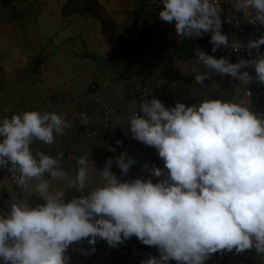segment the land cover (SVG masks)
Masks as SVG:
<instances>
[{"label": "clouds", "instance_id": "clouds-1", "mask_svg": "<svg viewBox=\"0 0 264 264\" xmlns=\"http://www.w3.org/2000/svg\"><path fill=\"white\" fill-rule=\"evenodd\" d=\"M160 3L159 19L172 25L181 41L210 34L213 53L222 45L237 52L242 47L222 31L220 0ZM233 8L264 24V0H233ZM262 45L264 37L247 48L251 53ZM194 54L198 64L247 90L253 76L242 70L254 66L256 81L264 85V54L237 63L199 47ZM210 78L204 72L194 79L207 87ZM250 95L206 97L191 106L168 107L158 98L141 103L128 130L163 160L167 171H152L153 177H164L156 183L151 178L122 181L112 172L115 163L127 176L135 160L126 151L115 162L109 158L102 171L81 156L76 175L69 177L60 166L62 152L53 157L32 147L36 141L54 144L69 121L39 110L0 119V169L7 168L20 188L43 201L33 206L28 199H12L10 211L0 212V264H70L66 252L74 242L86 239L94 246L99 239L115 249L133 236L158 249L159 264H207L214 254L253 248L264 255V118L251 110ZM93 174L99 182L90 187ZM46 176L67 187L53 189ZM69 188L80 195L66 201Z\"/></svg>", "mask_w": 264, "mask_h": 264}, {"label": "crops", "instance_id": "crops-1", "mask_svg": "<svg viewBox=\"0 0 264 264\" xmlns=\"http://www.w3.org/2000/svg\"><path fill=\"white\" fill-rule=\"evenodd\" d=\"M142 1L98 0L114 21V32L119 39H133L148 27L145 22L135 19ZM66 2L23 0L24 12L18 17L12 8L3 7L0 2V119L29 110L63 116L71 125L64 134L52 145L36 141L32 147L53 157L62 152L60 166L69 177H74L81 156L92 159L98 171L103 170L109 158L114 161L107 154L106 144L86 131L84 126L88 118L94 117L100 125L108 121L113 123L111 118L103 116L102 110L115 105L123 111L121 123L126 125L139 111L140 104L152 99L146 96L136 102L126 97L129 85L145 66L124 68L107 61L110 42L103 32L102 22L91 14L65 15L63 5ZM165 27L173 26L165 22ZM181 59L173 50H165L162 57L150 61L147 66L152 67L161 79L153 91L165 87L174 92L171 78L178 69L183 70ZM256 96L264 103V89L258 90ZM135 142L141 148V154H130L135 160L132 167L141 161L145 147L141 142ZM112 172L120 178L115 163ZM44 178L49 180L53 189L67 187L65 181ZM98 182L99 177L93 174L89 186ZM31 187L34 188V182ZM0 188L11 200L28 199L32 203L40 199L34 192L15 190L5 180ZM68 191L71 198L80 195L72 192L73 189Z\"/></svg>", "mask_w": 264, "mask_h": 264}, {"label": "built area", "instance_id": "built-area-1", "mask_svg": "<svg viewBox=\"0 0 264 264\" xmlns=\"http://www.w3.org/2000/svg\"><path fill=\"white\" fill-rule=\"evenodd\" d=\"M220 6L223 9V14L231 21L236 31V40L242 45L240 50L234 51L232 54V63L239 62L240 59L252 60L259 54H264V45L259 50L252 49L251 53L247 48V45L252 40H258L264 37V24L259 22L254 23L251 20V15L246 16L242 12H236L233 8V0H220ZM14 11L15 16H21L24 12L23 0H13L9 5ZM162 4L160 0H152V4L146 6V9L150 14L155 15L154 19L163 23L159 19V11ZM253 22V23H252ZM242 71H248L253 80L248 85V90L243 86H240V82L228 78L230 89L233 95L243 96L246 91L251 93L248 97L251 101V110L264 118V103L261 102L256 93L260 89H264V85L258 83L255 79L256 73L254 66L243 69ZM159 76L152 67H145L137 79L133 81L126 90V97L136 102H141L146 96H150V99L157 98L161 95V89L153 91V88L158 85ZM92 89H96L94 85H91ZM103 116L108 119H112L113 123L97 124L94 117H89L85 124V129L96 140H102L107 146V154L110 155L114 161L120 155L121 152L126 151L128 157L131 153L141 154V148L137 145L134 138L131 136L128 130V123L123 125L122 119L124 117L123 111L115 105L107 106L102 110ZM115 149V152L111 149ZM10 167V165H9ZM118 168V167H117ZM119 172L120 169L118 168ZM131 172V168L129 173ZM121 173V172H120ZM127 174V176L129 175ZM2 180L8 181L9 184L17 191H21L16 183V178L8 172L7 168L0 169V186ZM68 190V189H67ZM66 201L70 200V194H65ZM10 202L8 194L0 188V212L10 211ZM37 203H43L41 199H36L32 202L33 206ZM95 248V252H91L92 248ZM88 252V255L82 253ZM244 254L251 255L264 261V255L258 254L256 249H249L243 253L224 252L214 254L207 264H252ZM66 255L70 257V264H143V262L157 258L155 253V247L143 245L135 236L119 245L117 248H110L105 241L99 240L92 246L89 245L88 240H82L74 242L66 252Z\"/></svg>", "mask_w": 264, "mask_h": 264}, {"label": "trees", "instance_id": "trees-1", "mask_svg": "<svg viewBox=\"0 0 264 264\" xmlns=\"http://www.w3.org/2000/svg\"><path fill=\"white\" fill-rule=\"evenodd\" d=\"M13 0H0L3 7H8ZM152 0H143L135 14L136 21H143L148 27L142 30L135 38L128 40L119 39L115 32V23L108 15L105 9L99 4L98 0H67L63 5V13L71 14H91L102 22L103 32L110 42V50L106 55L107 61L116 62L124 68L137 66H145L154 58H160L164 55L165 50H173L177 56L186 57L188 60L196 61L194 54L195 48L199 47L208 55L212 54L213 44L210 43V34H206L201 38L187 39L181 41L175 33L174 28L165 27V22L161 23L154 19L155 15L150 14L146 6L151 5ZM162 8V7H161ZM223 29H227V22L223 14ZM226 28V29H225ZM226 34V32H225ZM160 99L166 106L175 107L178 102V93L161 88ZM155 168H161L165 172L164 162L159 157L158 151L151 147L145 146L142 151L141 161L138 165V171L143 174H151L154 183L164 177H153L152 171ZM177 264L176 261H171Z\"/></svg>", "mask_w": 264, "mask_h": 264}, {"label": "rangeland", "instance_id": "rangeland-1", "mask_svg": "<svg viewBox=\"0 0 264 264\" xmlns=\"http://www.w3.org/2000/svg\"><path fill=\"white\" fill-rule=\"evenodd\" d=\"M225 21L228 26L226 29V34L229 36L230 43L233 40H236V31L234 26L229 22L230 20L225 16ZM224 32V33H225ZM233 49L231 47L221 46L215 53L212 54L216 58L221 57H229L232 60ZM183 62V70L178 69L177 74H175L171 81L173 82L172 89L174 92L178 93L177 99L178 102H184L187 106H191L194 104H198L201 100L206 97H210L211 99H222V100H231L233 98V93L230 89V84L227 77H223L220 74H215L211 69H206L202 65L197 63L196 61L188 60L186 57H181ZM195 69V71H194ZM207 72L210 79L205 81V85L207 87H203L199 84L195 83V75ZM161 79H159L158 85L160 84ZM156 86L155 88H157ZM154 90V89H153ZM139 165V163H138ZM138 165L131 167V172L128 176H121L120 179L122 181H126L128 179H136L143 178L148 179L151 178V174H143L138 171ZM156 259L159 264V253L158 249L155 248ZM244 256L251 262L252 264H264V261L259 260L251 255L244 254ZM168 264H172L171 261Z\"/></svg>", "mask_w": 264, "mask_h": 264}]
</instances>
